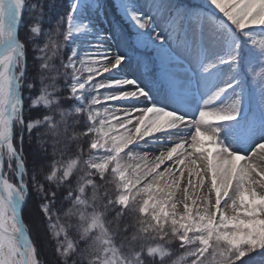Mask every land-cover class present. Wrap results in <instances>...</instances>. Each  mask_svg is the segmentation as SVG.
Returning a JSON list of instances; mask_svg holds the SVG:
<instances>
[{
  "label": "snow or ice",
  "instance_id": "snow-or-ice-1",
  "mask_svg": "<svg viewBox=\"0 0 264 264\" xmlns=\"http://www.w3.org/2000/svg\"><path fill=\"white\" fill-rule=\"evenodd\" d=\"M0 264H264V0H0Z\"/></svg>",
  "mask_w": 264,
  "mask_h": 264
},
{
  "label": "rangeland",
  "instance_id": "rangeland-1",
  "mask_svg": "<svg viewBox=\"0 0 264 264\" xmlns=\"http://www.w3.org/2000/svg\"><path fill=\"white\" fill-rule=\"evenodd\" d=\"M163 167H164V166L162 165V166H161V170H163ZM45 226H46V225H45ZM36 227L40 230V232H41V237H42V236H43V230H44L43 225H41V224L39 223V221H37ZM46 247H47L48 252H49L51 246H47V245H46Z\"/></svg>",
  "mask_w": 264,
  "mask_h": 264
},
{
  "label": "trees",
  "instance_id": "trees-1",
  "mask_svg": "<svg viewBox=\"0 0 264 264\" xmlns=\"http://www.w3.org/2000/svg\"><path fill=\"white\" fill-rule=\"evenodd\" d=\"M57 207H59V205H57ZM66 210V209H65ZM43 227H44V230H43V234H44V231L46 230V228H47V225L45 226V225H43ZM41 239L43 240L44 239V235L41 237ZM47 246H50V245H47ZM51 252V248H50V250H49V253Z\"/></svg>",
  "mask_w": 264,
  "mask_h": 264
}]
</instances>
